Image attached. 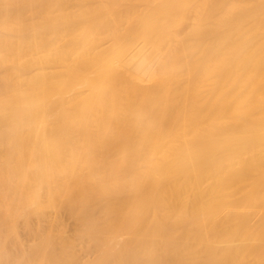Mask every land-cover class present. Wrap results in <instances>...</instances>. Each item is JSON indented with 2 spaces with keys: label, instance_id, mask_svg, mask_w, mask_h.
<instances>
[{
  "label": "bare ground",
  "instance_id": "bare-ground-1",
  "mask_svg": "<svg viewBox=\"0 0 264 264\" xmlns=\"http://www.w3.org/2000/svg\"><path fill=\"white\" fill-rule=\"evenodd\" d=\"M58 195L33 261L264 264V0H0V264Z\"/></svg>",
  "mask_w": 264,
  "mask_h": 264
},
{
  "label": "rangeland",
  "instance_id": "rangeland-1",
  "mask_svg": "<svg viewBox=\"0 0 264 264\" xmlns=\"http://www.w3.org/2000/svg\"><path fill=\"white\" fill-rule=\"evenodd\" d=\"M56 197L52 199H48L46 197L39 199L38 197L37 200H33L32 203L28 204L27 207L24 208L21 215L22 217H19L18 216L19 214H17V219L18 220L20 219L21 221L19 224L16 225V228L18 227L17 229L15 228L16 230L12 229L9 230L10 231L9 233H7L6 238L8 239V242L10 244L7 241L5 243H8L9 245L13 243V245H16L17 243L20 244L19 242H21L22 246H26V247L24 250L22 248H17L18 251L20 250L21 252L15 251L16 255H14L13 253V256H18V261L15 262L14 264H27V261L31 257V255L29 253L30 256L28 255L27 257L26 254L28 253H25V255L23 254L24 252H31L27 248L28 246L31 247V249L33 245L35 248H46L45 252L48 253L50 252L48 248H53L55 251H57L60 248L61 243L66 238H68L71 241V243H73L72 245L73 248L75 249V252L74 249H72V252L70 251L71 253L69 252V254L72 255V258L76 256L77 258L80 257L78 259L81 260L84 259V257L86 256V255L84 256V254H86L85 253L86 242L84 238L81 237L80 233L77 234L74 233V230L76 228L75 226L76 221L75 219L71 218V214H70L71 209L68 207L67 204L59 203L61 196L58 195V197L57 198ZM41 205L43 206L42 210H39ZM27 211H31V214L25 216L24 214H26ZM32 216H35L36 218L39 216L45 217L50 220V223H46L45 221L38 223L35 219L31 218ZM24 219H27L26 221L27 224H24L25 222L22 221ZM6 238L4 236V239ZM38 255L36 256L38 257ZM40 256L38 257V259L42 257ZM48 258L49 257L46 258V261L48 260ZM36 259L37 258L35 257V260ZM38 259L36 260L37 261L36 264H48L51 261H53L52 258H49L50 261L49 262L47 261L48 263L47 262L45 263V260L41 261V259L39 260ZM35 260L34 261L32 260L33 263L32 262L31 263L35 264L36 262ZM78 262L80 263V261Z\"/></svg>",
  "mask_w": 264,
  "mask_h": 264
}]
</instances>
